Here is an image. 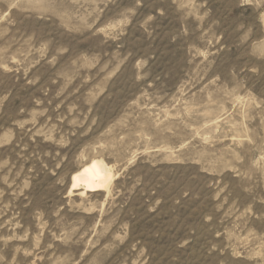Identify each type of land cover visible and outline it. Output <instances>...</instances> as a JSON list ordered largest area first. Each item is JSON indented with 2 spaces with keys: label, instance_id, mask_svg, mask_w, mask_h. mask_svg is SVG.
I'll return each instance as SVG.
<instances>
[{
  "label": "rangeland",
  "instance_id": "1",
  "mask_svg": "<svg viewBox=\"0 0 264 264\" xmlns=\"http://www.w3.org/2000/svg\"><path fill=\"white\" fill-rule=\"evenodd\" d=\"M0 264H264V0H0Z\"/></svg>",
  "mask_w": 264,
  "mask_h": 264
},
{
  "label": "bare ground",
  "instance_id": "2",
  "mask_svg": "<svg viewBox=\"0 0 264 264\" xmlns=\"http://www.w3.org/2000/svg\"><path fill=\"white\" fill-rule=\"evenodd\" d=\"M116 176L102 160H94L85 165L73 178V188L85 195L89 191L108 192ZM72 193V191H71Z\"/></svg>",
  "mask_w": 264,
  "mask_h": 264
}]
</instances>
